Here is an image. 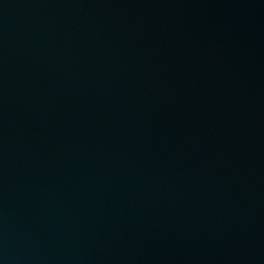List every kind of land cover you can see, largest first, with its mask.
I'll list each match as a JSON object with an SVG mask.
<instances>
[{
    "label": "water",
    "instance_id": "obj_1",
    "mask_svg": "<svg viewBox=\"0 0 264 264\" xmlns=\"http://www.w3.org/2000/svg\"><path fill=\"white\" fill-rule=\"evenodd\" d=\"M0 264H264L241 0H0Z\"/></svg>",
    "mask_w": 264,
    "mask_h": 264
}]
</instances>
